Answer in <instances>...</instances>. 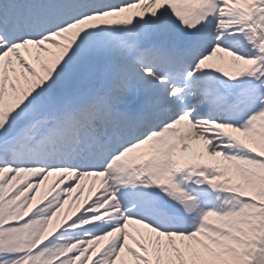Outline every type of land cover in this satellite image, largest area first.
Wrapping results in <instances>:
<instances>
[{"label": "snow or ice", "instance_id": "snow-or-ice-1", "mask_svg": "<svg viewBox=\"0 0 264 264\" xmlns=\"http://www.w3.org/2000/svg\"><path fill=\"white\" fill-rule=\"evenodd\" d=\"M0 264H264V0H0Z\"/></svg>", "mask_w": 264, "mask_h": 264}, {"label": "bare ground", "instance_id": "bare-ground-1", "mask_svg": "<svg viewBox=\"0 0 264 264\" xmlns=\"http://www.w3.org/2000/svg\"><path fill=\"white\" fill-rule=\"evenodd\" d=\"M85 195H87V191L85 190Z\"/></svg>", "mask_w": 264, "mask_h": 264}]
</instances>
